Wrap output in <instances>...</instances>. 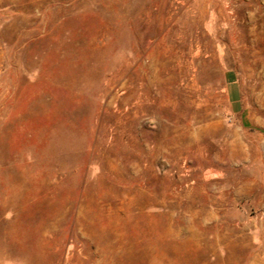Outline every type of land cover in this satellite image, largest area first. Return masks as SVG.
Returning <instances> with one entry per match:
<instances>
[{
    "label": "rangeland",
    "instance_id": "1",
    "mask_svg": "<svg viewBox=\"0 0 264 264\" xmlns=\"http://www.w3.org/2000/svg\"><path fill=\"white\" fill-rule=\"evenodd\" d=\"M0 264H264V0H0Z\"/></svg>",
    "mask_w": 264,
    "mask_h": 264
}]
</instances>
